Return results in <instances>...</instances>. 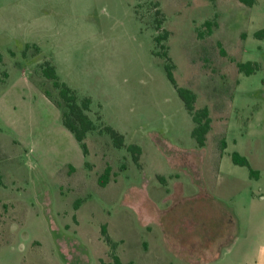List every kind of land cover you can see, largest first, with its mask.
Instances as JSON below:
<instances>
[{
    "label": "rangeland",
    "instance_id": "1",
    "mask_svg": "<svg viewBox=\"0 0 264 264\" xmlns=\"http://www.w3.org/2000/svg\"><path fill=\"white\" fill-rule=\"evenodd\" d=\"M132 7L136 17L129 0H0V264H264V0ZM56 54L92 97L88 155L34 88L57 98L40 70ZM166 55L196 110H209L203 148ZM248 62L259 66L251 75L238 68ZM171 164L196 181L189 192L182 174L180 199L174 181L152 177ZM204 232L209 251L197 248Z\"/></svg>",
    "mask_w": 264,
    "mask_h": 264
},
{
    "label": "trees",
    "instance_id": "2",
    "mask_svg": "<svg viewBox=\"0 0 264 264\" xmlns=\"http://www.w3.org/2000/svg\"><path fill=\"white\" fill-rule=\"evenodd\" d=\"M249 6H253L255 0H241ZM211 30V23L206 24ZM257 36L263 37L264 30L260 31ZM156 37L155 41L160 44L162 39ZM39 51V49H37ZM166 65L165 70L168 80L174 86L179 97L185 104V107L189 114L192 116L193 122L195 124L193 130V137L196 139V142L200 148L205 147L207 141V135L211 130V118L208 108H203L201 110H196V96L195 94L188 89L180 87L176 81L174 70L175 66L172 63L171 59L166 55ZM2 56L0 55V61ZM238 68L241 72L251 75L255 73L259 66L257 63H242L238 64ZM40 70L45 79L49 80L53 84V88L57 91V98H54L52 92L48 89H42L45 96L62 111V120L63 125L69 132H71L76 138L77 142L81 145L85 155H88V147L86 144V138L89 133L94 132L97 129V125L94 120L91 118L90 113L92 112V99L91 97H80L78 92L71 88L66 82L62 81L60 76L57 73L56 67L50 62L45 61ZM8 78V74H5ZM105 131L111 136L114 141V145L117 148L126 147L125 137L123 134L118 132L112 127H105ZM225 147V143H222V148ZM128 150L132 153L133 159L138 163L139 155L142 153L141 148L138 145H129L127 146ZM233 162L242 167H249L250 164L248 160L244 157H241L239 154L235 153L232 155ZM73 169V168H72ZM252 175H255L254 171H251ZM111 177V167L106 168L105 173L100 177V185L105 186ZM103 233L107 236L106 228L103 229ZM107 241H110L109 237H106Z\"/></svg>",
    "mask_w": 264,
    "mask_h": 264
},
{
    "label": "crops",
    "instance_id": "3",
    "mask_svg": "<svg viewBox=\"0 0 264 264\" xmlns=\"http://www.w3.org/2000/svg\"><path fill=\"white\" fill-rule=\"evenodd\" d=\"M129 8H130V10H132L133 15L135 16L134 9L132 7V0H129ZM39 53H40V50H39ZM59 58H60V55L56 54L55 58L51 57V60H48V61H50L56 67L57 73L60 76V78L62 79V81L66 82L71 88L76 90L80 97H90L89 95H86L85 93H83L82 90L77 86V84L72 83L70 81V77L72 75V72L63 70L62 65H61V60H59ZM29 86H31L30 80H29ZM5 87H6V84L4 85V87L0 88V102L5 97V94L8 91L7 90L8 88L6 89ZM34 88H35V90L39 91V93L42 94L45 97V99L47 100L46 101L47 103L53 104L45 96V94L43 93V91L41 89H39L36 85H34ZM91 99H92V97H91ZM92 111H93V109H92ZM185 165L173 166L171 164V167H170L171 169H169L168 172L161 173V171H156L157 173L152 174V177H155L157 180H162V182L164 184H168V179L170 181H174V184L171 186V189L174 191V195H176L177 199H180L185 194L186 188L189 187L188 191L191 192L193 190V188H194V186L192 184H196V181L194 180V177H193L192 173H190V168L188 166H185ZM182 174H188L187 175V177H188V187H185L184 184L181 181ZM168 192H169V190H168ZM189 192H187V193H189ZM147 200H149V199H147ZM149 204H151V202L148 201V205ZM155 210H156V212L158 211V209H155ZM152 212H153V210H152ZM153 213L155 214V212H153ZM201 238L205 239V232L202 234ZM209 240L210 241L206 242V239H205V245H206L205 249L203 248V247H205V246H203V244L199 245L197 248L198 249H203L204 251H206V249H207L209 251L211 249L212 245L215 246V244L212 243V239H209ZM260 252H261V255L264 257V249L261 248Z\"/></svg>",
    "mask_w": 264,
    "mask_h": 264
}]
</instances>
